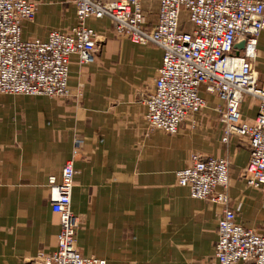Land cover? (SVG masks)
Masks as SVG:
<instances>
[{
  "label": "crops",
  "instance_id": "obj_1",
  "mask_svg": "<svg viewBox=\"0 0 264 264\" xmlns=\"http://www.w3.org/2000/svg\"><path fill=\"white\" fill-rule=\"evenodd\" d=\"M35 18L22 24V39L47 40L77 22L71 0H30ZM113 1V0H107ZM148 27L159 17L158 0H141ZM99 51L82 65L72 55L70 97L0 93V264H36L57 248L59 217L52 210L50 176L60 180L73 160L72 209L80 218L78 248L107 264H219L215 256L222 207L193 198L176 173L193 153L230 161L231 208L246 228L264 235V187L242 177L247 137L222 140L224 102L206 92L205 108L177 134L150 131L145 100L153 93L164 52L119 34L108 17L89 18ZM256 68L264 82V32ZM240 50L239 52H241ZM256 99L241 106L257 115ZM76 136L83 137L77 147ZM250 264V263H240ZM252 264V263H251Z\"/></svg>",
  "mask_w": 264,
  "mask_h": 264
},
{
  "label": "built area",
  "instance_id": "obj_2",
  "mask_svg": "<svg viewBox=\"0 0 264 264\" xmlns=\"http://www.w3.org/2000/svg\"><path fill=\"white\" fill-rule=\"evenodd\" d=\"M76 24L67 32L52 31L47 40L22 39V24L35 18L37 4L30 0H0V93L67 98L71 56L82 65L95 61L97 33L89 18L108 17L114 29L137 44L154 45L164 52L153 93L145 100L150 131L177 134L185 120L206 106V92L224 102L219 109L224 123L222 140L247 137L249 160L242 172L253 188L264 187V82L256 68L258 38L264 32V0H158V22L148 27L141 0H71ZM245 41L237 52L235 44ZM256 99L257 115L244 119L241 106ZM79 147L82 136H76ZM76 170L68 160L60 180L50 176L52 210L59 217L57 248L40 253L36 264H107L84 256L78 248L80 218L72 209ZM177 183L193 198L222 207L215 256L219 264H264V235L238 222L228 194L230 161L191 154L177 171Z\"/></svg>",
  "mask_w": 264,
  "mask_h": 264
},
{
  "label": "water",
  "instance_id": "obj_3",
  "mask_svg": "<svg viewBox=\"0 0 264 264\" xmlns=\"http://www.w3.org/2000/svg\"><path fill=\"white\" fill-rule=\"evenodd\" d=\"M245 43V41H241L235 44V49L237 50V52L245 48Z\"/></svg>",
  "mask_w": 264,
  "mask_h": 264
}]
</instances>
